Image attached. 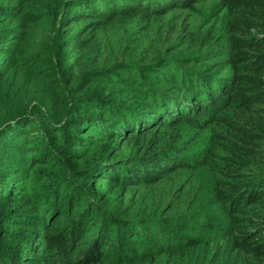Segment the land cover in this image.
Segmentation results:
<instances>
[{"label": "trees", "instance_id": "obj_1", "mask_svg": "<svg viewBox=\"0 0 264 264\" xmlns=\"http://www.w3.org/2000/svg\"><path fill=\"white\" fill-rule=\"evenodd\" d=\"M209 1L0 0V264H264V0Z\"/></svg>", "mask_w": 264, "mask_h": 264}, {"label": "rangeland", "instance_id": "obj_2", "mask_svg": "<svg viewBox=\"0 0 264 264\" xmlns=\"http://www.w3.org/2000/svg\"><path fill=\"white\" fill-rule=\"evenodd\" d=\"M211 5H212V1L210 0L209 2H206L204 4H201L200 7L208 8ZM208 138H209V132L208 131L203 132V134L201 135V137L198 138L195 146L193 147L194 150H196L197 153L201 152L205 147H207V145H208ZM203 179H204V184H205L206 188L210 190L212 188V182H211L210 178L205 174L203 176ZM204 196L202 197V201L204 199ZM212 210L213 211H216L215 209H212ZM217 214H218L220 220L222 218H226V217H224V215H222V218H221L219 212ZM198 232H200V233H198ZM198 232L196 233V236L197 237L202 238L203 240L206 239V241L208 240L211 243H213L215 241L214 239H216V238L219 237V234H216V233H214L212 231H198Z\"/></svg>", "mask_w": 264, "mask_h": 264}]
</instances>
